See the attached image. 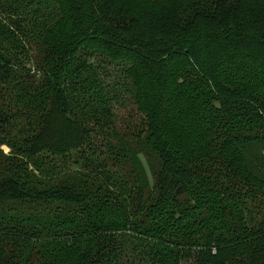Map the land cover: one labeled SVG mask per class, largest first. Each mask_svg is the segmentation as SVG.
Listing matches in <instances>:
<instances>
[{
	"label": "trees",
	"instance_id": "obj_1",
	"mask_svg": "<svg viewBox=\"0 0 264 264\" xmlns=\"http://www.w3.org/2000/svg\"><path fill=\"white\" fill-rule=\"evenodd\" d=\"M154 1L0 0V264H264V0Z\"/></svg>",
	"mask_w": 264,
	"mask_h": 264
},
{
	"label": "rangeland",
	"instance_id": "obj_2",
	"mask_svg": "<svg viewBox=\"0 0 264 264\" xmlns=\"http://www.w3.org/2000/svg\"><path fill=\"white\" fill-rule=\"evenodd\" d=\"M112 1L113 5L115 6V14H120V12H130L134 11L138 12L141 10L144 13L143 19L145 25L150 30H157L162 25L163 22H165L168 17L173 14L175 9L177 8L179 3H157L153 0V2H150L149 0H108ZM219 0H217L218 2ZM220 3V2H218ZM203 6H206L205 3H202L200 1L194 2V10H202ZM207 6H210L207 5ZM220 6L223 5L220 3ZM222 19L225 17L220 15ZM122 18H130L127 15H123ZM135 115V120H137L136 116V107H134L133 103L127 104L126 108H123L119 116L122 118H129L131 116ZM5 152H9V149L4 146Z\"/></svg>",
	"mask_w": 264,
	"mask_h": 264
}]
</instances>
